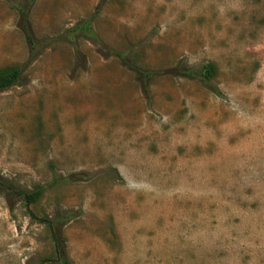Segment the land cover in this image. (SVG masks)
Here are the masks:
<instances>
[{"label": "rangeland", "instance_id": "374dc122", "mask_svg": "<svg viewBox=\"0 0 264 264\" xmlns=\"http://www.w3.org/2000/svg\"><path fill=\"white\" fill-rule=\"evenodd\" d=\"M98 6L124 59L68 38ZM13 64L0 180L45 190L0 189V264H64L44 219L65 209L68 264H264V0H0Z\"/></svg>", "mask_w": 264, "mask_h": 264}, {"label": "trees", "instance_id": "16d2710c", "mask_svg": "<svg viewBox=\"0 0 264 264\" xmlns=\"http://www.w3.org/2000/svg\"><path fill=\"white\" fill-rule=\"evenodd\" d=\"M99 8L100 6H98L97 10L95 11V14L91 18L84 19L77 25L73 26L68 31V38L71 41L75 42L76 41L75 39L78 35L87 36L93 41L100 43L103 47H105V49L110 51V53L116 54L117 56L124 59V54L111 49L102 41V39L100 38L99 34L97 33V31L95 30L92 24V18L99 12ZM26 33L30 37L29 33L28 32ZM174 69L178 71V74L198 78L206 85L212 87V89L217 94H221L219 87L215 86L212 83L215 72V65L213 63L209 62L199 67V66H189L184 60H181ZM137 71H139V74H141L143 77L152 75V73L144 72L139 69H137ZM22 74H23V66L18 64L0 67V92L20 83L22 80ZM65 179L67 180L69 179V177ZM4 187H8L10 190H13L14 193H17L20 196H22L26 200L27 204L34 202L44 193L45 190V187L43 185H38L33 190H27L22 188L16 190L12 184H6L2 180H0V189ZM33 216L35 217L34 214ZM77 216H78V212H76L75 210L65 209V210H58L54 218L52 219H48V218L44 219L45 223L48 225V227L54 234V238L56 241V254L60 258V260L63 261L64 264H68L69 259L68 257H66L64 251L65 245L57 240V232L59 233V235L62 236L63 228L65 227V225H67L71 220L75 219ZM58 229H60V231H58Z\"/></svg>", "mask_w": 264, "mask_h": 264}]
</instances>
